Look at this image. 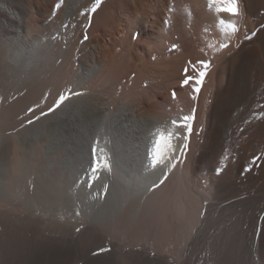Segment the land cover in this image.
<instances>
[{
    "label": "bare ground",
    "instance_id": "6f19581e",
    "mask_svg": "<svg viewBox=\"0 0 264 264\" xmlns=\"http://www.w3.org/2000/svg\"><path fill=\"white\" fill-rule=\"evenodd\" d=\"M41 2L48 0H0V264H242L249 247V264H264V208L251 219L236 209L240 202L220 198L222 179L192 175L184 117L147 120L127 105L99 111L96 94L85 89L98 77L97 64L81 59L65 84L68 97L20 126L50 99L82 24L79 0L59 22L47 20ZM242 3L244 14L262 16L264 7ZM263 27L256 28L260 51L240 50L234 58L243 64L231 70L226 87L262 59L251 90L253 112L264 117ZM232 94L226 92L228 100ZM217 101L209 122L223 115ZM203 156L195 158L201 172L209 168Z\"/></svg>",
    "mask_w": 264,
    "mask_h": 264
},
{
    "label": "rangeland",
    "instance_id": "374dc122",
    "mask_svg": "<svg viewBox=\"0 0 264 264\" xmlns=\"http://www.w3.org/2000/svg\"><path fill=\"white\" fill-rule=\"evenodd\" d=\"M252 1L264 7V0ZM30 2L34 0H25ZM72 4L73 0H48L39 6L47 11V20L59 22ZM76 5L81 28L73 33L50 99L20 119V126L35 123L62 103L61 96L68 97L66 85L81 67V59L87 65L97 64L98 77L85 89L96 94L99 111L127 105L147 120L192 116L184 120L191 125L190 133L185 126L184 155L188 154L192 175L211 182L222 179L220 198L240 202L236 209L255 217L264 208V117L253 112L256 97L251 85L262 77L258 70L263 60L249 63L236 86L226 87V79L243 64L241 57L234 58L240 50L260 51L256 28L264 23V10L261 17L252 18L243 13L242 0H237L236 15L218 11L227 5L213 0H79ZM35 18L46 20L40 15ZM36 19L30 23L33 28ZM201 71L206 74L197 85ZM228 90L233 93L229 100ZM216 99L223 115L209 122L208 111ZM201 151L209 165L205 172L195 164ZM222 163L225 166L219 171ZM179 231L177 227L176 239ZM250 257L251 247L241 255L242 264H249Z\"/></svg>",
    "mask_w": 264,
    "mask_h": 264
},
{
    "label": "snow or ice",
    "instance_id": "6c2138e0",
    "mask_svg": "<svg viewBox=\"0 0 264 264\" xmlns=\"http://www.w3.org/2000/svg\"><path fill=\"white\" fill-rule=\"evenodd\" d=\"M213 2L225 3L227 5L226 7H223V8L218 9V11L228 12V13H230L232 15H236L237 14V0H213ZM205 67H207V65H205ZM205 74L206 73L204 71H201L199 73L201 79L200 80H197L195 82L197 85H199V84L202 83V80H203ZM188 83H189V80L188 79H185L183 81V84L184 85H187ZM194 90L196 92H199L200 91L199 87L195 88ZM173 95L175 96V93H173ZM64 99H65V97L64 96H61L60 97V102H63ZM183 119L185 121H190V120L193 119V117L192 116H185ZM185 126L188 128V131L190 133L191 132V125L190 124H186ZM254 162H255V160L253 161V163ZM94 172H95V169H94ZM78 231H79V229H78ZM100 251H105V249H101Z\"/></svg>",
    "mask_w": 264,
    "mask_h": 264
}]
</instances>
